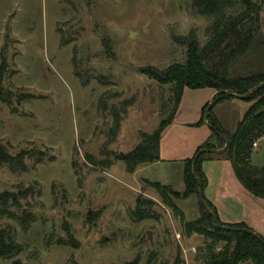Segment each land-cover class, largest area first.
I'll return each instance as SVG.
<instances>
[{"label":"rangeland","instance_id":"1","mask_svg":"<svg viewBox=\"0 0 264 264\" xmlns=\"http://www.w3.org/2000/svg\"><path fill=\"white\" fill-rule=\"evenodd\" d=\"M191 3L0 0L1 89L8 95L0 100V147L15 164L0 163V192L12 194L0 202V229L22 246L0 264H201L208 256L211 240L184 229L200 209L196 194L182 197L180 161L132 171L125 162L141 133H151L171 109H163L169 85L141 69L182 63L179 41L192 29L200 43L207 38L212 16L197 14ZM250 53L264 65L257 34ZM203 92L184 90L180 115L161 134L170 153L177 154L173 144L192 147L209 131L201 121ZM248 103L223 99L212 112L233 133ZM255 142L257 165L264 136ZM119 152L124 159L111 161ZM138 197L149 206L142 219Z\"/></svg>","mask_w":264,"mask_h":264},{"label":"trees","instance_id":"2","mask_svg":"<svg viewBox=\"0 0 264 264\" xmlns=\"http://www.w3.org/2000/svg\"><path fill=\"white\" fill-rule=\"evenodd\" d=\"M192 7L199 15L212 16L211 23L206 28L207 38L200 43L195 30L179 41L186 47L185 60L182 63L174 62L163 69L147 65L141 69L143 73L160 84L169 85L170 97L163 104L171 105L167 117L161 118L151 133H141V142L125 156L128 170L132 171L138 164L153 162L159 159V142L163 130L172 122L185 87L192 89L209 87L215 94L203 106L202 122L206 121L211 129L208 137L197 147L193 156L184 161L182 197L191 194L198 196L201 182L202 189L206 185V176L201 163L206 157L224 155L231 163L234 173L240 183L253 195L264 199V163L255 165L251 163L252 145L255 139L264 136V65L261 66L251 56L253 39L258 33L260 14L264 11V0H192ZM75 59V57L73 56ZM75 61V60H74ZM2 69L0 68V100L6 101L8 95L1 89ZM74 74L81 78L77 68ZM84 82V79H81ZM252 90L246 100L251 101L250 106L239 120L233 133L227 132L212 112L213 105L220 100L243 95ZM127 102L124 104V106ZM102 105V104H101ZM208 105L210 107L207 109ZM106 107V104L102 105ZM115 116L114 123L119 125L115 109H111ZM225 136L228 139L227 148L221 152L208 150L221 149L224 146ZM200 149L202 151L195 159L197 178L192 172L194 156ZM0 163H7L15 168L12 157L0 147ZM163 193L166 186L157 181L152 184ZM170 191V190H169ZM7 191L0 192V202H5L9 196ZM204 203L198 201L200 217L194 221L184 223L188 232L202 234L211 240L207 245L208 256L201 264H264V244L258 238L264 237L254 232L246 224L223 223L225 226H236L250 229L253 233L231 231L216 227L212 214L216 213L214 205L204 196ZM199 199V196H198ZM136 214L142 219L148 213L141 209L149 207L148 202L140 197L136 200ZM222 242L218 251L214 245ZM22 246L16 242L12 232L0 229V257L10 258L18 254ZM11 264H19L14 260Z\"/></svg>","mask_w":264,"mask_h":264},{"label":"crops","instance_id":"3","mask_svg":"<svg viewBox=\"0 0 264 264\" xmlns=\"http://www.w3.org/2000/svg\"><path fill=\"white\" fill-rule=\"evenodd\" d=\"M259 25L260 28L257 35L259 36L260 44L264 52V11H262L260 14ZM187 88L189 87H185L184 90H186ZM196 89L204 91L203 95L205 99L203 100L201 105V108H203V106L211 100V98L215 94V91L214 89L209 87ZM184 90L180 99V103L174 115L175 118H177L181 113V101H183ZM229 99H231L232 101H246V99L240 98L238 96ZM250 102L251 101H249L248 104L242 105L243 111L239 116L240 119L250 106ZM208 129L209 131H207L205 135L206 138L211 132L209 126ZM202 140L198 144L196 143L192 145V147L189 146V142H185V144L182 145L173 144L174 147L172 151H176L178 154L175 155L174 152L170 153L171 151L167 150L168 147L163 148L160 137L159 159L153 162L138 165L137 170H143L148 165L159 163L160 161H164L166 159L180 161L182 167H184V161L193 156L195 150L201 144ZM261 141L262 140L259 141L256 150L259 148ZM251 158L253 159V153ZM262 162H264V156L258 159L257 165L262 164ZM201 168L206 176V185L203 188V194L214 205L218 219L223 223L229 224L242 222L249 228H251L254 232L264 237V199L251 194L240 183L234 173L230 161L224 155H213L211 157H206L202 161Z\"/></svg>","mask_w":264,"mask_h":264},{"label":"water","instance_id":"4","mask_svg":"<svg viewBox=\"0 0 264 264\" xmlns=\"http://www.w3.org/2000/svg\"><path fill=\"white\" fill-rule=\"evenodd\" d=\"M264 84V82H261L260 84H258L257 86H255V88H259L261 87L262 85ZM252 90H249L247 93L243 94V95H238V97L240 98H243V99H246L250 93H251ZM210 107V105H208L207 109ZM222 138L224 139V146L221 148V149H217V150H208V149H200L196 155L194 156V159H193V162H192V172L194 174V176L197 178V175H196V169H195V159L196 157L202 152V151H211V152H216V153H221L223 152L227 146H228V139L225 137V136H222ZM39 154H41V152H39ZM124 152H119L117 153L115 156H111L110 157V160L111 161H114L115 158H118V159H124ZM115 157V158H114ZM197 183H198V186H199V192H198V196H199V200L204 203V198H203V189H202V185H201V182L199 180H197ZM212 217H213V220L215 222V225L216 227H219V228H225V229H228V230H231V231H243V232H246V233H253L250 229L248 228H244V227H236V226H225V225H221L219 222H218V219H217V216L215 214H212ZM258 238L262 241V243L264 244V240L258 236Z\"/></svg>","mask_w":264,"mask_h":264},{"label":"built area","instance_id":"5","mask_svg":"<svg viewBox=\"0 0 264 264\" xmlns=\"http://www.w3.org/2000/svg\"><path fill=\"white\" fill-rule=\"evenodd\" d=\"M253 146L256 147V146H257V142H254V143H253Z\"/></svg>","mask_w":264,"mask_h":264}]
</instances>
